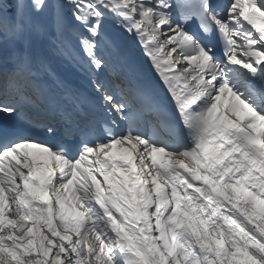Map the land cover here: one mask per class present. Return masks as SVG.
Here are the masks:
<instances>
[{"label":"snow or ice","instance_id":"6c2138e0","mask_svg":"<svg viewBox=\"0 0 264 264\" xmlns=\"http://www.w3.org/2000/svg\"><path fill=\"white\" fill-rule=\"evenodd\" d=\"M0 264H264V0H0Z\"/></svg>","mask_w":264,"mask_h":264},{"label":"bare ground","instance_id":"6f19581e","mask_svg":"<svg viewBox=\"0 0 264 264\" xmlns=\"http://www.w3.org/2000/svg\"><path fill=\"white\" fill-rule=\"evenodd\" d=\"M35 41L32 42L33 46L35 45ZM136 48V47H135ZM128 55H129V60L130 62H134L131 63L133 69L135 70L137 68V58L134 59V52L130 50L128 51ZM60 70H62V72H64L70 79H72L73 82H77L79 85H84L87 82V78L85 76H82L80 73L75 72L74 70H72L71 68H59ZM148 69L149 71L153 74V80H151V82L156 81V77H155V73L153 72V70L151 69V66L148 65Z\"/></svg>","mask_w":264,"mask_h":264}]
</instances>
